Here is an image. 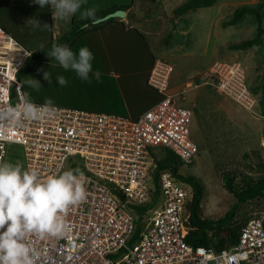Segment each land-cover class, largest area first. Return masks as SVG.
Instances as JSON below:
<instances>
[{"label": "built area", "instance_id": "built-area-1", "mask_svg": "<svg viewBox=\"0 0 264 264\" xmlns=\"http://www.w3.org/2000/svg\"><path fill=\"white\" fill-rule=\"evenodd\" d=\"M0 52V69L15 71V79L10 74L0 82V105H15L23 100L16 77L23 67L22 52L1 28ZM219 64L210 71L218 95L249 112L258 107V96L249 90L239 64ZM171 72L168 62L155 60L147 84L161 98L135 121L56 106L59 112L52 121L0 130V161L9 159L8 146H17L25 168L37 169L42 177L69 168L85 176L86 199L69 210L68 234L36 241L38 264H264V217L248 219L232 247L194 248L185 241L191 189L168 170L160 171L154 182L155 149L170 151L186 165L198 154L190 138L193 111L169 92ZM26 140L32 148L24 146Z\"/></svg>", "mask_w": 264, "mask_h": 264}, {"label": "rangeland", "instance_id": "rangeland-1", "mask_svg": "<svg viewBox=\"0 0 264 264\" xmlns=\"http://www.w3.org/2000/svg\"><path fill=\"white\" fill-rule=\"evenodd\" d=\"M184 2L185 0L149 1V4L158 3L154 12L149 14V18L156 12H160L158 14H161L163 18L161 21H153L152 18V22L146 24L147 31L149 37L155 38L159 47L166 48V51L157 50L152 43L157 59L166 60L172 67L167 81L169 92L176 95L181 106L193 111L190 138L197 145L198 154L190 165L183 164L179 172L183 176L192 175L201 181L203 197L200 207L203 217L219 219L237 205L231 224L235 226V229L248 219L264 217V193L261 199L237 204L236 198L222 187V175L227 172L235 173L236 185H241V181L243 183L242 175H248L252 179L264 175V107L258 105L249 112L229 98L218 95L215 90L216 79L210 71L217 63L222 66L236 63L246 73L245 83L249 90L262 82L264 47L254 46L243 51L230 49L231 45L245 41L254 35L255 19L247 15L237 25L227 27L222 25L236 8L255 5L260 0H217V3L210 8L189 12L182 17H174V10ZM173 25L176 30L171 32L170 37L166 36ZM0 28L3 34H7L20 48L23 53H21V64L24 65L36 51L26 48V44H30L31 41L19 35L12 37L1 26ZM156 31L158 33L153 36ZM0 55L4 57L2 52ZM9 55L17 57L15 53L7 51V56ZM48 64L49 62L47 66L46 64L35 66L32 73L23 76L22 82L18 80L16 74L22 97L24 98V94L28 95L34 103L40 102L36 103L40 105L44 104L47 98H51L54 104L58 105L65 103L67 98L69 103L76 102L77 100H73L72 92L69 91L71 89L68 92L64 91V88H61L63 86L57 84L53 74L50 73L51 79L48 81L44 79V73L49 71ZM0 66L4 64L0 62ZM11 71L6 68L0 69V82L8 81L10 74L15 79V71ZM31 78L40 82L41 86L38 89L29 85L28 81ZM186 84H191L190 88H185ZM257 95L259 97V93ZM12 97L10 100L16 102L17 100ZM60 108L65 109V107ZM81 111L94 114L86 110ZM99 115L127 119L113 114L100 113ZM24 146H28V149L32 148L29 141ZM155 150L156 157L161 158L162 149ZM19 152L20 148L17 146H8L7 161L13 163L19 161L25 167L21 155H18ZM20 154H23V149ZM249 165L252 166V170L247 168ZM184 184L190 188L189 185ZM136 225L141 226L139 219ZM222 235L225 236V233Z\"/></svg>", "mask_w": 264, "mask_h": 264}, {"label": "crops", "instance_id": "crops-1", "mask_svg": "<svg viewBox=\"0 0 264 264\" xmlns=\"http://www.w3.org/2000/svg\"><path fill=\"white\" fill-rule=\"evenodd\" d=\"M149 1L152 2L86 0L81 10L96 9L93 17L101 18L98 15L113 8L123 10L125 17L114 18V21L107 25L100 23L98 28H94L91 22L85 23L81 29L86 31L73 41L75 45L71 49L74 52H78L81 47H87L93 53V68L102 73L100 82L95 79L91 83L83 82L75 73L65 72L57 61L48 65L49 73L55 77L64 75L68 79L69 83L61 88L67 92L71 89L69 91L72 92L73 100H77L69 103L67 98L64 104L89 112L119 115L135 121L139 115L158 102L160 97L148 87L147 78L158 57L154 49L166 51V48L159 47L155 38L149 37L146 24L152 22V18L153 21H161L163 18L158 14L160 12L149 18V14L153 13L158 5L149 4ZM33 17L45 25L33 28L26 22ZM86 19L89 18H81L80 12H77L68 22L56 21L49 7L41 9L32 0H0V26L12 37L19 35L31 41L26 44L22 40L31 51L41 48L42 44H55L73 24ZM94 20L96 19L92 21ZM175 30V25L171 26L166 36L170 37L171 32ZM157 33L156 31L153 36Z\"/></svg>", "mask_w": 264, "mask_h": 264}, {"label": "clouds", "instance_id": "clouds-1", "mask_svg": "<svg viewBox=\"0 0 264 264\" xmlns=\"http://www.w3.org/2000/svg\"><path fill=\"white\" fill-rule=\"evenodd\" d=\"M32 2L41 9L49 7L53 19L63 22L70 21L77 12L81 18H91L96 11L94 8L81 10L86 0ZM26 22L33 28L45 25L35 17ZM46 55L83 82L101 81L102 73L94 70V55L87 47L74 52L67 45L56 44ZM55 78L59 86L69 83L64 75ZM44 79H51L49 71L44 73ZM28 83L37 89L41 86L32 78ZM58 112L51 98L38 105L25 95L20 103L0 105V130L6 133L10 129L25 127L30 121H52ZM86 195L85 176L78 168L42 177L37 169H27L19 161H0V264H38L41 252L36 241L66 236L70 227L67 214L72 207L83 202Z\"/></svg>", "mask_w": 264, "mask_h": 264}, {"label": "trees", "instance_id": "trees-1", "mask_svg": "<svg viewBox=\"0 0 264 264\" xmlns=\"http://www.w3.org/2000/svg\"><path fill=\"white\" fill-rule=\"evenodd\" d=\"M217 3V0H185L182 5L174 10V17H182L189 12H194L199 9L210 8ZM124 9V8H123ZM118 9L113 8L101 13L98 16L104 17L108 13H113ZM121 10V9H119ZM249 15L255 19L256 22V30L254 35L239 43L233 44L230 46L232 50H247L252 47H264L263 36H264V28H263V18H264V0H260V2L255 5H244L236 8L231 17L224 22L222 25L224 27L234 26L242 22L245 17ZM93 19H98L97 16L86 19L80 23H75L71 27V29L64 34L60 39L56 41L55 44H49L42 48L37 49L32 53L30 58L27 59L26 63L23 65L22 69L18 72L17 76L20 82H22L23 76H27L34 71L35 66L49 64L55 59H51L47 57L46 53L51 50L53 45H67L69 47H73L75 45V38L77 39L81 34H83L86 29H81V26L85 23L92 22ZM114 21V18H110L103 23L102 25L110 24ZM99 24H95L93 27L98 28ZM48 64V65H49ZM264 64V62H263ZM44 67V66H43ZM46 68V67H44ZM148 85V84H147ZM149 87V85H148ZM153 90L151 87H149ZM251 92L258 96L259 93V106L264 107V74L262 76V82L256 86L250 88ZM156 92L155 90H153ZM158 96L161 98V95L156 92ZM24 94V87H23ZM25 96V94H24ZM159 98V99H160ZM40 103V102H35ZM59 107L65 108H73L85 110L80 107H76L73 105L66 104H55ZM156 158L157 171L155 174L154 182L157 183L158 173L162 170H168L170 173L179 181L186 183L191 188L192 198L188 203L187 210L189 213L188 218V232L185 237V241L190 246L196 247H204L206 249H213L214 251H220L223 248L232 247L237 242L238 232L241 227L244 225H238L235 229V226H231L232 220L235 215L236 206L232 207L223 217L219 219H211L202 216L201 213V201L203 197V186L201 181L192 175L183 176L180 174L179 169L184 164L177 156L170 153V151L166 149H162L161 158H157L155 153H152ZM256 155V154H255ZM246 156V155H245ZM190 165V164H189ZM263 168L262 165L260 166ZM248 169L252 170V166H247ZM235 173L227 172L222 175V187L232 194L236 198L237 204L245 203L249 200L261 199L264 193V175L257 179H252L248 175H242L241 185L235 184ZM155 197L158 198V186H156ZM155 201V200H154ZM225 233V236L222 235Z\"/></svg>", "mask_w": 264, "mask_h": 264}, {"label": "water", "instance_id": "water-1", "mask_svg": "<svg viewBox=\"0 0 264 264\" xmlns=\"http://www.w3.org/2000/svg\"><path fill=\"white\" fill-rule=\"evenodd\" d=\"M125 17V12L123 10H117L113 13H109L107 15H105L104 17L98 18L94 21H92L90 24L91 25H95V24H99L101 22H104L110 18H124Z\"/></svg>", "mask_w": 264, "mask_h": 264}]
</instances>
